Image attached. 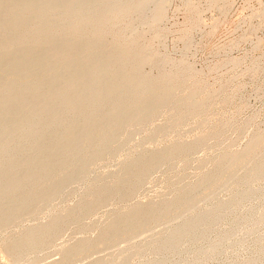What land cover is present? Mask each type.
Masks as SVG:
<instances>
[{
  "label": "bare ground",
  "instance_id": "obj_1",
  "mask_svg": "<svg viewBox=\"0 0 264 264\" xmlns=\"http://www.w3.org/2000/svg\"><path fill=\"white\" fill-rule=\"evenodd\" d=\"M184 1L181 37L189 46L202 13L196 0ZM169 2L0 0V246L12 261L46 253L72 226L98 235L61 244L62 257L48 263L69 264L169 222L159 236L130 241L119 253L86 264H127L134 254L148 264H264V126L252 129L242 149L232 147L256 115L242 126L240 118H227L218 131L162 143L171 133L158 123L160 116L172 119L171 126L190 125L202 110L241 92L229 93L233 78L210 89L188 59L159 50ZM233 2L208 0L225 10ZM236 125L243 135L220 149ZM212 139L219 146L213 153ZM198 149L207 154L194 158ZM98 160L120 167L97 172ZM195 162L200 172L188 179ZM159 170L166 193L136 201ZM70 196H78L77 203L63 205ZM203 198L210 207L199 205ZM106 205L112 210L103 223L86 222ZM43 216L47 220L38 221ZM27 218L37 221L24 224ZM14 227L21 233L8 235ZM199 238L205 245L195 247Z\"/></svg>",
  "mask_w": 264,
  "mask_h": 264
},
{
  "label": "rangeland",
  "instance_id": "obj_2",
  "mask_svg": "<svg viewBox=\"0 0 264 264\" xmlns=\"http://www.w3.org/2000/svg\"><path fill=\"white\" fill-rule=\"evenodd\" d=\"M196 1L200 3V6H201V13H202L201 23L202 24H200L198 28L194 29L193 32L191 33L190 45L185 46V40L181 37L182 29L185 27V24L187 21V8L186 6H184L185 1L184 0H170V2L167 5V9H166V17L162 22V26L168 29V33L167 35L164 36V38L162 37L159 40V42L157 41V47L159 48L161 52L166 54L167 57L170 58L171 56L172 57L171 59L175 60V58H177L179 60V59L185 58L186 62L188 59L187 63L190 62V64L197 71L202 72L201 75L205 78V81L207 82V84H209L208 86H210L209 87L210 89L219 88V86L223 82H226L227 79L233 78L235 81V82L233 81V83L235 84L231 83L230 85L231 88L228 87L229 93H234L235 92L234 90H237V91L241 90V92L237 97H235L229 103H226L220 100L217 103H215L214 107L210 109L202 110L198 114V117L195 120H193V122L190 125L179 124V125L171 126V123L173 121L172 119L169 120L165 116H160L158 118V123H161L162 125H164L165 130L171 133L170 136H168L167 138H164L162 143L168 144L169 143L168 141L174 137L176 138L179 137L184 140L185 139L193 140L196 137L202 136L204 134H208L210 131H218L222 127V125H220L221 122L227 118H232V117L240 118V120L237 119V121L238 122L240 121L239 123L242 126L245 123V120H248L250 118L249 116L252 115L251 117H253L256 115L255 120H254L255 123L252 122L253 125L251 124L253 128L251 127L250 124L246 125V127L250 126L251 128L248 127L244 129L245 131L244 133H246L244 134L245 136L242 133L243 130L241 131L240 128H239L240 130L237 128V127H241V126H237V125H240L238 123L236 127L233 126L231 127V129L227 130V134L229 136L225 135L226 139H224V142L219 144V146H221L220 149L221 148L224 149L225 148L224 144H227L229 142L233 144L234 139H236L237 137L239 138L242 137L241 140L238 138L239 141L236 143V145L234 143V145L232 146L234 149H239V148L242 149L245 145V142H247V140L249 139L250 135L254 132V130H256L260 126L261 127L264 126V81H263L264 80V18H263L264 10L258 9L260 7L259 0H234V2L232 3L230 7L231 9L229 8L227 10L219 9L221 7L220 4L222 2H220V4L217 5V7L216 6L211 7L208 4V0H199V1L196 0ZM256 8L258 9V11L259 10L262 11L263 15H261L262 14L261 12L256 11ZM257 12L259 14H257ZM253 14L254 16H256L255 18H252ZM259 17L262 19H260ZM167 54L170 56H168ZM235 57L236 58L241 57L244 61L242 60V62H240L236 66H233L231 63L221 64V63H224L226 59L235 58ZM259 61H260L259 65L260 64L261 65L258 68L257 73H256L257 75H256L255 72L252 70V68ZM217 64L219 65L218 68L215 67L217 66ZM214 68H217V70H215ZM242 86L244 87L242 88ZM256 122L258 123V125H256ZM135 136H136V140L140 138V135L136 134ZM212 141H211L212 146L210 148V152L213 153L215 151H218L219 146L217 144L218 143L217 141H216L217 143H215L214 139H212ZM226 141L227 143H225ZM214 143L216 144V146L214 145L213 147ZM230 144H227V145L229 146ZM206 152L207 151H204V149H200V150L198 149L197 151L194 152L195 155L193 153V156L194 158L203 157L207 154ZM104 164H105L104 160H98L96 162L94 167L98 169L97 172H99V169H100V172L102 170H104V172L105 171L107 172L108 170L111 171V169L117 170L120 167V165L115 162H112V164L109 163L107 165L106 164L104 165ZM192 166H190L189 169L186 170V174L187 175L190 174V177L188 175V179H190L191 177H192L191 179H195L196 177L195 174H198L200 172V168L198 169L199 167L198 163L195 162L194 165L192 164ZM244 170H245V167H241L238 173L240 174ZM187 171L189 173H187ZM190 171H192L194 174H192V172L190 173ZM153 175H155L153 176L155 178L152 180L153 177L151 176L152 178L148 180L149 182L151 180V182L150 183L147 182L140 189L141 191L138 192L136 199H135L136 201H142L145 199L143 202H148L146 200H149V199L151 200L153 198L158 197L159 193H164V192L166 193V190H167L165 187L166 184H164L165 182L163 183V180H162V179H165V176H164L165 171L159 170L158 172L157 171L154 172ZM159 184H161L162 186ZM71 186H73L72 188L78 187L77 184H73ZM79 188L81 187H78V189ZM228 192H229L228 188H223L221 190V196L227 197ZM139 193H140V196H138ZM78 199H79L78 196H70V197L65 198L62 204L63 205H68V204L73 205L77 203ZM57 201L58 200H56V202ZM110 205L112 206V204ZM110 205L108 206L106 205L103 207V209L101 208L97 212L93 213V215L89 216L90 218L87 217L86 220L88 221L86 222L94 221L92 223L96 224L95 222L98 220L97 223H103L104 222L103 220H105L104 219L105 214L107 218L108 214L112 210V208H110L111 207ZM199 205L203 207H210L208 205V200L205 198L199 201ZM108 207L110 208V211H108L109 210ZM112 207L115 208V206H112ZM232 219L234 220L235 218L233 217ZM26 220L24 221V224L27 223V225H30L31 223L37 221V220L35 221L31 220L30 218H27ZM39 220L45 222L47 218L43 216V217H40L38 221ZM173 220L174 222H177L179 221V218H175ZM168 223H161L151 229H144L138 235L132 237L130 241H138L140 239L142 240L144 239L143 237L146 238L148 236H151L152 234L153 236H159L158 232L164 229L168 225ZM89 225H91V223H89ZM71 228L73 229H70V228L68 230L65 229L64 230L65 232L61 233V235L60 234L57 235L59 236V238L56 236L58 239H56L55 237L56 242H58V245L57 243L54 242V244L50 248L46 249L47 250L46 253L41 252V254L39 253L40 255L38 254V256L36 257H27L21 260L20 262H14L11 259H9V257H7L6 255H4V253H2L3 252L2 247L0 246V264H50V263H53L54 260L57 261L58 259L62 257V253L61 254L59 253V247L64 245L65 242L66 244H68L71 241L74 242L77 240L76 237L82 238L83 236L88 235V234L90 236L93 235L92 237H97L98 235V230L96 231L97 233L94 230L93 232L92 229L91 231L89 230V232L87 231V232L77 233L74 226H72ZM20 233H21V229L18 227H14L8 232V235H11V234L16 235ZM130 241L124 240L110 248L103 249V250H95V252L92 251L87 256L82 257L81 259L77 261L76 260L71 261L69 264H86L91 259L93 260V258L94 259L96 257L99 258L100 256L108 257L107 255H109L111 252L119 253L118 252L119 249L121 247H125L126 245H128ZM196 245H205V239L203 238L197 239L195 243V247ZM191 254L192 253H190V255ZM131 257L132 258H130V261L127 264H148L149 262L148 259L143 260L142 257H140V255L138 254H134ZM65 264H68V263H65Z\"/></svg>",
  "mask_w": 264,
  "mask_h": 264
}]
</instances>
